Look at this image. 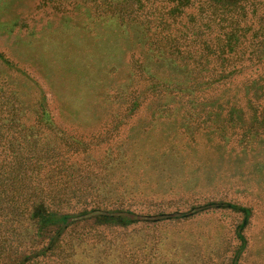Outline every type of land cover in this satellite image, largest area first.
Masks as SVG:
<instances>
[{
    "label": "rangeland",
    "instance_id": "1",
    "mask_svg": "<svg viewBox=\"0 0 264 264\" xmlns=\"http://www.w3.org/2000/svg\"><path fill=\"white\" fill-rule=\"evenodd\" d=\"M100 3L0 0V79L26 124L44 116L37 146L61 153L62 185L92 190L100 210L155 217L214 201L243 206L239 264H264V140L220 141L169 111L184 98L163 89L187 86L188 75L155 58L140 28ZM242 220L228 209L128 226L83 220L60 250L73 264H232Z\"/></svg>",
    "mask_w": 264,
    "mask_h": 264
},
{
    "label": "trees",
    "instance_id": "2",
    "mask_svg": "<svg viewBox=\"0 0 264 264\" xmlns=\"http://www.w3.org/2000/svg\"><path fill=\"white\" fill-rule=\"evenodd\" d=\"M115 3L101 0L102 6L111 8L102 12L140 28L155 58L167 59L188 75V85L181 88L163 89L164 85L152 81L147 85L184 98L180 107L171 103L169 111L196 121L203 135L215 132L220 141L234 138L247 148L253 138L264 140V0ZM245 76L246 80H239ZM9 88V81L0 79V264H45L52 258L49 264H73L61 254V237L78 221L128 226L186 218L209 209H228L243 216L237 228L240 246L232 259V264H239L247 241L242 233L249 219L246 208L214 201L153 217L93 207L92 190L79 194L62 185L61 153L41 149L35 141L44 116L34 126L26 124L18 95Z\"/></svg>",
    "mask_w": 264,
    "mask_h": 264
}]
</instances>
